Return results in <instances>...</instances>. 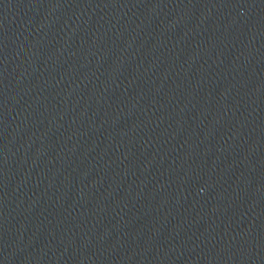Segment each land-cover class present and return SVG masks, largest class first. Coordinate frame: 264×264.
<instances>
[{"label":"water","instance_id":"1","mask_svg":"<svg viewBox=\"0 0 264 264\" xmlns=\"http://www.w3.org/2000/svg\"><path fill=\"white\" fill-rule=\"evenodd\" d=\"M0 264H264V0H0Z\"/></svg>","mask_w":264,"mask_h":264}]
</instances>
